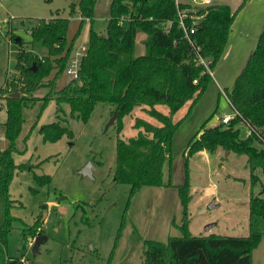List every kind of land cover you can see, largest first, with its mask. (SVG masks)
I'll use <instances>...</instances> for the list:
<instances>
[{
  "label": "trees",
  "instance_id": "obj_1",
  "mask_svg": "<svg viewBox=\"0 0 264 264\" xmlns=\"http://www.w3.org/2000/svg\"><path fill=\"white\" fill-rule=\"evenodd\" d=\"M95 2L78 0L70 3L69 16H79L71 40L67 39L68 18L39 19L30 27V43L46 50L41 57L24 49L22 39L16 41L15 36H11L20 50L16 56V73L5 79L0 90L4 94L6 112L2 129L5 147L0 149V264H25L22 257L6 254L8 235L18 220L11 210L22 208V203L12 199L9 193L14 175L29 171L39 186L51 181V176L35 173L29 162H14L13 154L18 152L17 141L24 124V110L39 104L38 119L47 105L54 103L58 120L40 126L38 133L43 143H56L63 137H73L59 118V114L64 113V106L70 119L86 123L97 103L108 104L113 108L112 113L117 114V132L122 129L125 116L135 108L141 109L157 125L136 117L132 125L135 134L125 140L117 138L114 181L128 185L130 196L143 187L173 186L169 180L166 184L163 182L166 162L170 176L171 147L179 123L173 122L172 117L185 104L193 105L212 80L210 75L203 73V67L196 64L195 49L199 48L198 53L211 60L212 71L225 50L230 28L245 0L235 11L225 4H212L188 12L186 25L189 26L192 20L197 22L193 34L189 35L191 43L178 25L177 13L178 10H191L190 4H175V0H111L105 31L99 33L93 28ZM85 22L89 25L88 40L77 77H70L64 86L56 89L57 80L65 74L74 43ZM138 33L145 35L144 53L134 56ZM51 73L53 77L43 83ZM42 87L47 88L42 97L30 96ZM14 93L19 97H10ZM227 98L236 115L228 123H217L212 127L208 126V120L205 121L184 151L183 182L175 186L182 208L178 227L181 236L168 237L164 243L144 240L143 264H251L252 251L264 235V188L249 198L246 236L192 235L189 232L188 160L199 152L212 155L221 148L224 152L247 157L251 187L258 182L255 171L260 169L264 174V27ZM158 106H163L166 112ZM241 124L247 128L244 135ZM42 224L40 212L32 225L23 231L30 232L35 238L41 234ZM111 256L112 252L109 261Z\"/></svg>",
  "mask_w": 264,
  "mask_h": 264
},
{
  "label": "rangeland",
  "instance_id": "obj_2",
  "mask_svg": "<svg viewBox=\"0 0 264 264\" xmlns=\"http://www.w3.org/2000/svg\"><path fill=\"white\" fill-rule=\"evenodd\" d=\"M110 1L95 2L93 28L99 33L105 31ZM71 2L77 3L78 0H0V90L5 79L16 73V56L20 50L17 39H22L23 48L35 55L41 57L46 54L44 48L30 43L28 31L37 20L68 18L67 39H72L79 16H69ZM227 2L235 11L242 0ZM263 27L264 0H245L243 8L235 16L227 53L212 70V80L204 93L193 105L187 103L173 115V122L179 123L171 147L170 176L168 163L163 166V182L166 184L169 180L173 186L143 187L130 196L128 185L114 181L117 138L125 140L135 134L132 125L136 117L157 125L141 109L135 108L125 116L122 129L117 132L118 119L114 120L113 108L108 104L97 103L86 123L70 119L64 106V113L59 114V118L73 137H63L56 143H43L38 133L40 126L58 120L54 103H49L38 119L39 104L24 110V124L17 141L18 152L13 154L14 162H29L35 173L49 175L51 181L39 186L29 171L14 175L9 193L12 199L22 203V208L11 210L19 221L14 223L8 235L7 256L22 257L25 264H107L112 252L108 264H143L144 240L164 243L168 237L181 236L178 227L181 225L182 208L175 186L183 182L184 151L205 121L208 120V126H212L218 122V116L232 115L227 94L243 69L247 56L254 50ZM88 29V22H85L73 52L80 45L87 46ZM239 31L242 36L238 35ZM245 31L248 34L246 41ZM11 36H15L16 41ZM144 38V34H137L134 56L144 53ZM52 77L53 73L43 83ZM69 78L62 74L56 89L64 86ZM46 91L47 88L42 87L30 96L39 98ZM157 108L166 112L163 106ZM5 119L4 94L0 93V135ZM240 130L243 135L247 133L243 124ZM4 147L2 135L0 149ZM221 153L224 154L217 159L202 151L188 160L189 232L192 235H247L248 200L253 195L247 157L222 149ZM37 164L38 167L35 166ZM85 167L90 169V176L79 173ZM258 178L264 183L263 173ZM212 201L214 207L209 208ZM40 212L43 216L40 235L47 239L34 254L35 238L23 230L32 225ZM209 224L216 225L207 231L205 227ZM251 264H264V235L252 251Z\"/></svg>",
  "mask_w": 264,
  "mask_h": 264
},
{
  "label": "built area",
  "instance_id": "obj_3",
  "mask_svg": "<svg viewBox=\"0 0 264 264\" xmlns=\"http://www.w3.org/2000/svg\"><path fill=\"white\" fill-rule=\"evenodd\" d=\"M192 4L191 7L192 9L190 10H178V25L180 27V29L183 31L185 37L188 39V41L191 43V40L189 39V35L193 34L194 29H195V25L197 24L196 20H192V22L190 23L189 26L186 25L185 19L188 16V12H193L196 11V8H202L208 5H212V0H191ZM181 3L179 2V0H175V4ZM195 7H193V6ZM86 51V46L80 45L79 48H77L75 50V52L72 53L65 74L69 77L72 78H76L77 77V70H78V66H79V62L80 59L82 58V56L84 55ZM196 52V64L203 67V73H207L208 75L212 76V71L210 69V62L211 60L205 57H202L198 52H199V48L195 49ZM194 83H196V80H194ZM228 104L230 105L233 113L232 115L229 114H223L221 116H218L217 118V123H222V124H226L230 121V119L236 115V111L233 109V107L231 106L228 98H226Z\"/></svg>",
  "mask_w": 264,
  "mask_h": 264
},
{
  "label": "crops",
  "instance_id": "obj_4",
  "mask_svg": "<svg viewBox=\"0 0 264 264\" xmlns=\"http://www.w3.org/2000/svg\"><path fill=\"white\" fill-rule=\"evenodd\" d=\"M218 0H212V4H225V5H228L229 7H230V9H231V6H230V4L227 2L228 0H223V1H226V2H224V3H222V2H220L219 3V1L217 2ZM179 2H181V3H187V4H192V2H190V0L189 1H179ZM239 5H240V3H239ZM238 5V6H239ZM237 6V7H238ZM232 26H234V22H233V24H232ZM232 26H231V28H230V32H231V30H232ZM230 32H229V37H228V40H227V45H226V47H225V50H224V52H223V54H222V56H221V58H223L225 55H226V53H227V49H228V46H229V38H230ZM238 35H240V36H242L241 35V33H240V31H239V34ZM247 32L245 31V33H244V36H245V41H246V37H247ZM252 53V52H251ZM247 57H249V56H247ZM220 58V59H221ZM246 59V58H245ZM217 124V123H216ZM216 124H213L212 126H214V125H216ZM211 126V127H212ZM1 136L2 135H0V139H1ZM200 153H202V152H199V154ZM223 155L224 153H221V148H219V149H217V151L214 153V154H212L211 156L213 157V158H217L218 159V157H220V155ZM209 156V155H208ZM260 173H262L261 172V170L260 169H257L256 171H255V175L257 176V177H259L260 176ZM259 184H260V186H259ZM262 187L264 188V183L260 180V178H258V182L254 185V186H252V187H250V188H252V192H253V195H258V193L259 192H261V190H262ZM253 189H255V191H253ZM251 190V189H250ZM262 197H264V194L262 195ZM248 202H249V200H248ZM216 224H214V226H215ZM247 234H248V231H247ZM208 235V234H207Z\"/></svg>",
  "mask_w": 264,
  "mask_h": 264
},
{
  "label": "water",
  "instance_id": "obj_5",
  "mask_svg": "<svg viewBox=\"0 0 264 264\" xmlns=\"http://www.w3.org/2000/svg\"><path fill=\"white\" fill-rule=\"evenodd\" d=\"M17 40H19V39H17ZM10 97L18 98V97H19V94H18V93H14V94L10 95ZM114 114H115V118H114V120H115L116 117H117V114H116L115 112H114ZM114 120H113V121H114ZM113 121H111V124L113 123ZM79 173H81L82 175H88V176L91 175V171H90V169H89L88 167L83 168L82 170L79 171ZM213 203H214V201H212L211 204H210L208 207H209V208L214 207ZM213 226H214V224H209V225H207V226L205 227V229H206L207 231H209ZM46 239H47V238H46L44 235H40V236L35 237V239H34V243H33V246H32V252H33L34 254L37 253V251H38V249H39V245H40L43 241H45Z\"/></svg>",
  "mask_w": 264,
  "mask_h": 264
}]
</instances>
